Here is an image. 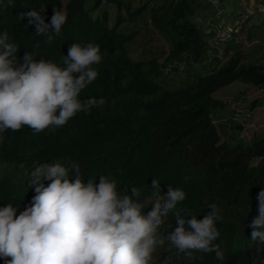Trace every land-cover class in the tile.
<instances>
[{"label":"trees","instance_id":"16d2710c","mask_svg":"<svg viewBox=\"0 0 264 264\" xmlns=\"http://www.w3.org/2000/svg\"><path fill=\"white\" fill-rule=\"evenodd\" d=\"M150 2L154 4L148 8ZM259 2L264 5V0ZM41 4L45 5L41 13L45 23L50 22L53 8L67 14L60 35L51 43H45L43 35L34 33V24L21 17L23 12L39 11ZM110 4L116 9L113 25L109 24ZM199 5L200 0H11V4L0 0V32L7 31L18 45L20 62L26 51L37 61L51 59L64 67L63 57L72 43L82 47L88 42L98 44L102 61L93 65L98 77L78 98L104 100L102 106L91 107L88 113L78 112L62 127L49 126L34 134L22 126L3 133L0 207L11 203L18 215L30 205L35 195L30 174L42 163L59 162L69 168L70 176L74 175L70 166L75 163L85 182L98 183L100 175L114 178L121 195L131 196V187H137L145 214L152 207L150 185L155 178L160 182L161 195L170 185L183 190L185 199L162 217L157 230L159 256L152 255V264H264V244L251 240L249 227L258 216L257 196L264 190V134H253L247 141L238 133L228 140L221 133L223 123L214 120V113L228 107L227 101L215 96L220 89L231 88L234 83L264 89V62L248 61L250 50L235 49L230 41L228 46L234 47V52L222 64L217 59L212 64L208 51L213 49L206 38L215 35V30L210 26L206 34L197 25L193 16ZM98 9L101 12L94 17ZM146 10L149 12L144 19ZM138 18L151 26L150 38L157 35L167 45L161 60L156 55L131 57L129 46L138 41L141 30L123 32L118 28ZM212 20L216 22L215 17ZM251 38L247 34V39ZM252 46L264 52V36ZM181 62L195 71L191 77L175 87L161 84L164 70ZM201 65L210 70L200 72ZM123 80L126 86H122ZM254 103L261 100L255 98L251 106ZM235 127L241 125L236 123ZM210 204L217 206L220 216L215 224L219 236L213 244L219 246L222 257L218 258L215 251H197L190 258L172 248L166 237L177 226L173 213L180 211L181 215L202 219Z\"/></svg>","mask_w":264,"mask_h":264},{"label":"clouds","instance_id":"9594fccd","mask_svg":"<svg viewBox=\"0 0 264 264\" xmlns=\"http://www.w3.org/2000/svg\"><path fill=\"white\" fill-rule=\"evenodd\" d=\"M44 11L41 4L39 11L23 12L21 17L34 24V33L43 35L45 43H51L60 35L67 14L53 8L50 22L45 23ZM18 50L8 32H0V140L6 131L22 126L34 134L49 126L62 127L78 112L88 113L91 107L104 104L103 98H78L98 77L93 68L102 61L98 44L72 43L63 57L64 67L51 59L37 61L26 51L20 62ZM70 167L71 176L59 162L39 164L30 174L35 193L30 205L18 215L11 203L0 207V260L4 264H152V254L161 244L157 230L162 217L185 199V192L169 185L161 195L160 182L153 178L152 207L145 214L139 188L131 187V196L121 195L114 178L100 175L98 183L85 182L79 165ZM257 200L258 216L249 225L251 240L264 244V190ZM208 208L202 219L173 213L177 226L166 237L172 248L190 258L197 251H215L222 257L219 246L213 244L219 236L218 208L215 204ZM186 215L191 218L186 220Z\"/></svg>","mask_w":264,"mask_h":264},{"label":"rangeland","instance_id":"374dc122","mask_svg":"<svg viewBox=\"0 0 264 264\" xmlns=\"http://www.w3.org/2000/svg\"><path fill=\"white\" fill-rule=\"evenodd\" d=\"M153 2H150L148 8L151 7V4H154ZM257 2H259V0H220V2L217 1V3L212 6L210 4L211 2L209 3L208 0H200V5L196 9L193 17L197 25H199L200 28H204L206 34L209 33V29H206L215 24V21L212 20V18L214 19L212 12L216 13L218 10H221V16L222 14H225L222 16L224 19L231 20V22L236 21V19H242V25H244L234 35L232 38L233 40L231 39L229 42L219 41L215 38L213 33L208 34L206 39L209 46L213 49L208 51V56L212 64L216 62V59L218 60V63L222 64L229 57V55L234 52V47L235 49L238 48L243 51L250 50V54L247 57L248 61L259 60L264 62L263 50L257 48L256 46H252L259 40V38L264 36V26L262 25L264 14L260 16V13H254L246 17L244 13V8L246 6L254 5ZM136 3L137 2H135V4ZM107 10L109 24L113 25L115 21L116 9L110 4L107 6ZM225 11H228L229 14ZM100 12L101 9L96 10L93 12V16L95 17L96 15H99ZM122 12L124 13L123 15H125V11L123 10ZM148 12L149 10H146L143 14L144 19L147 17ZM255 25L260 26L254 30L252 26ZM138 28L141 30V36L138 38L136 43L129 46V53L131 57L133 59H141L146 56L156 55L160 60L164 58L167 52V45L163 39L157 35H152L150 38L152 28L148 23L144 24L141 18H138L134 23L124 22L118 29L123 32H128ZM247 34H251V41L247 39ZM230 41L234 42V47L228 46ZM173 65L164 70L161 77V84L169 87L179 86L181 81L185 80L186 77H191V75L195 72L188 67L185 62ZM198 69L202 73H206L210 70L204 68L203 65L198 67ZM235 84L237 83L232 84L231 88H222L215 93L216 97H222V99L227 101L228 107L225 106L219 113H214V120L216 121L217 119H220L223 123L220 129L224 138L231 140L232 137H236L239 133L238 135L249 141L251 140L253 134H264V89H255L251 86ZM255 98L256 100L260 99L261 103H254V105L251 106L252 101ZM231 120L233 121L232 123ZM236 123L240 124L241 127L236 128ZM158 249L159 245L152 254L154 257L159 256Z\"/></svg>","mask_w":264,"mask_h":264},{"label":"built area","instance_id":"2783aa9c","mask_svg":"<svg viewBox=\"0 0 264 264\" xmlns=\"http://www.w3.org/2000/svg\"><path fill=\"white\" fill-rule=\"evenodd\" d=\"M208 2H211L210 4L214 6L213 4H216L217 0H208ZM244 11L246 17L254 13H264V5L260 2H257L254 5L246 6L244 8ZM214 17L216 19V22L212 26L215 30V38H217L219 41H228L232 39L241 28L243 22L242 19H236V21L234 22H231V20L228 19H224L221 16V10L216 11Z\"/></svg>","mask_w":264,"mask_h":264}]
</instances>
